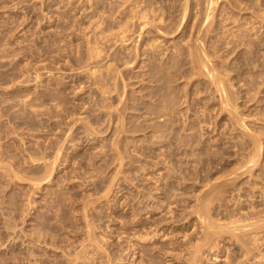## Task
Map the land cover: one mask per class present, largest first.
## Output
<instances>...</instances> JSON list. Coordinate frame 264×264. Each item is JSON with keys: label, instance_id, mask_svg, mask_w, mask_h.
<instances>
[{"label": "rangeland", "instance_id": "1", "mask_svg": "<svg viewBox=\"0 0 264 264\" xmlns=\"http://www.w3.org/2000/svg\"><path fill=\"white\" fill-rule=\"evenodd\" d=\"M74 263L264 264V0H0V264Z\"/></svg>", "mask_w": 264, "mask_h": 264}, {"label": "bare ground", "instance_id": "2", "mask_svg": "<svg viewBox=\"0 0 264 264\" xmlns=\"http://www.w3.org/2000/svg\"><path fill=\"white\" fill-rule=\"evenodd\" d=\"M209 10H210V9H209ZM134 12H135V11H134ZM134 12H133V13H134ZM136 14H137V13H136ZM142 17H143V16H142ZM208 17H209V16H208ZM184 18H185V17H184ZM142 19H143V18H142ZM145 24H146V23H145ZM125 27H126V26H125ZM146 28H147V27H146ZM123 34H124V33H123ZM9 168H10V167H9ZM200 211H201V210H200ZM199 213H200V212H199ZM199 213H198V214H199ZM200 215H201V214H200ZM198 217H199V216H198ZM201 218H202V217H201ZM205 218H207V217H205ZM202 221H203V220H202ZM208 223H209V222H208ZM209 224H210V223H209ZM212 226H213V225H212ZM206 230H207V229H206ZM207 237H208V236H207ZM207 237H206V238H207ZM204 238H205V237H204ZM210 240H211V239H210ZM196 249H197V248H196ZM76 258H77V257H76ZM74 264H75V263H74Z\"/></svg>", "mask_w": 264, "mask_h": 264}]
</instances>
